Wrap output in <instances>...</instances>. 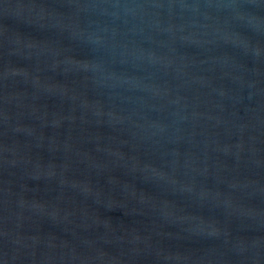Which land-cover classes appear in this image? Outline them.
<instances>
[{"label":"water","instance_id":"95a60500","mask_svg":"<svg viewBox=\"0 0 264 264\" xmlns=\"http://www.w3.org/2000/svg\"><path fill=\"white\" fill-rule=\"evenodd\" d=\"M0 264H264V0H0Z\"/></svg>","mask_w":264,"mask_h":264}]
</instances>
